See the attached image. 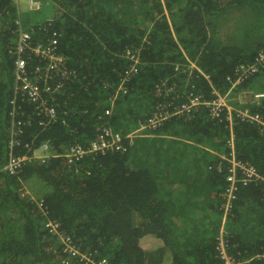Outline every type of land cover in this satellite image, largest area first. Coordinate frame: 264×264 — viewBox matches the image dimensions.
<instances>
[{"label":"trees","instance_id":"trees-1","mask_svg":"<svg viewBox=\"0 0 264 264\" xmlns=\"http://www.w3.org/2000/svg\"><path fill=\"white\" fill-rule=\"evenodd\" d=\"M40 1L48 3L50 30L58 32L60 50L77 75L57 95V120L40 125L32 116L16 143L9 119L16 22L20 14L23 26L33 23L38 31L46 19L0 0V264H61L59 244L43 226L47 218L91 251L94 264H224L217 248L222 238L239 264H264V186L239 185L231 208H224V157L231 149L264 174L263 124L242 121L234 111L231 122L225 111L219 120L202 108L190 119L166 118L152 136L127 138L152 117L155 86L176 65L183 72L188 61L228 98L261 90L262 98L252 96L240 108L264 119V66L231 90L227 80L264 48V0ZM252 6L258 22L245 14ZM128 48L140 50L135 74H127ZM185 77L179 73L174 81L183 84ZM190 82L210 96L204 77L194 72ZM103 127L122 137L124 150L66 161L67 149L106 139ZM44 143L45 160L25 162L17 175L1 170L8 155L31 154ZM22 186L37 198L20 194Z\"/></svg>","mask_w":264,"mask_h":264},{"label":"built area","instance_id":"built-area-1","mask_svg":"<svg viewBox=\"0 0 264 264\" xmlns=\"http://www.w3.org/2000/svg\"><path fill=\"white\" fill-rule=\"evenodd\" d=\"M15 5H19L22 0H11ZM48 3H42L40 0H27V11L33 14L39 12L42 7ZM15 40H14V67L12 71L13 81L11 86L12 97L10 99V135L17 138L19 142L24 127L31 124L32 116L39 120L40 125H48L57 120V95L60 94L66 85L74 80L77 73L70 68L67 63V57L60 50V38L57 31L50 30L51 18H45L42 28L36 31L32 24L29 28L22 25L20 14L17 18ZM35 23V22H34ZM139 48H128L124 55L129 61L127 74H135L138 71L140 62ZM264 66V48L256 52L254 58L249 62H243L236 66L233 78L228 77L230 90L251 76L257 74ZM180 66L176 65L175 73L154 88L156 104L152 117L148 118L145 123H139V126L127 135V138L136 136H152L156 128L162 125L163 120L174 116H183L190 119L199 110L206 109L210 117L222 120V113L225 111V119L232 121L234 111L236 118L242 121L255 122L264 125V119L259 113H252L247 107L236 110L229 103L228 92L222 94L210 83V78L193 62L188 61L185 69L179 71ZM186 74L184 83H176L179 73ZM204 77L211 85L210 96L194 91V85L190 82L192 74ZM121 87H119L120 89ZM229 91V90H228ZM125 92V91H124ZM117 93V91H116ZM263 93L256 92L253 98L260 99ZM105 116L111 115V109L104 111ZM102 133L109 139L100 138L93 140L86 146H74L63 154L68 163L75 164L80 161L84 155L94 154L98 151L109 150L111 147L124 150L121 143L122 137L118 134L111 133L110 129L103 127ZM27 147V146H26ZM31 154L8 155L7 162L1 170L9 175H17L21 166L25 162L32 160L43 161L49 157L46 143L37 149H29ZM222 157V156H221ZM228 160V185L225 191L226 204L224 208L228 211L232 206V197L239 185L254 182L264 186V174H261L255 165L248 162L237 160L234 156L233 149L230 151ZM38 208L43 215L47 210L43 207V200L38 201ZM44 229L59 244L62 252L61 264H71L78 261L81 264H94L91 258V251L82 248L66 234L57 220L47 218L44 221ZM219 254L224 259V264H239L234 257L228 254L225 240L219 239L217 246ZM77 258L79 260L71 259ZM98 264H106L102 260Z\"/></svg>","mask_w":264,"mask_h":264},{"label":"rangeland","instance_id":"rangeland-1","mask_svg":"<svg viewBox=\"0 0 264 264\" xmlns=\"http://www.w3.org/2000/svg\"><path fill=\"white\" fill-rule=\"evenodd\" d=\"M26 3H25V0H23V1H21L20 2V5H19V10L20 11H23V10H26L27 9V7H26V5H25ZM48 5V4H47ZM233 9V8H232ZM232 9H229L228 11H226V13L227 14H230V12L232 11ZM258 8H255V7H250L249 8V10H247L246 11V16H248V19L250 20V21H253V18L256 20L257 19V22H258V18H257V16L255 17V14H257V12H258V10H257ZM26 11H24V13H25ZM53 13H50L48 10H47V8H45V7H42V9L39 11V12H37V13H35L32 17L35 19V18H37V19H44V18H46V17H53V15H52ZM244 14V15H245ZM231 15V14H230ZM230 26H231V23H227V24H224V28H221V30H222V35H223V37L227 34V32H229V31H227V29L228 28H230ZM256 34V33H255ZM255 34H251V36L252 37H254L255 36ZM257 42V39H255V42L254 43H256ZM257 85H259V82L257 83ZM257 91H261V90H256V89H253L252 91L251 90H246V91H243L241 94H238V95H236V96H233V97H230L229 98V102H232V100H233V102L232 103H237V105H239L238 107H240V106H244L247 102H249L250 101V98L253 96V93L254 92H257ZM26 188H24V186H22L21 187V190H20V194H21V192L23 193V194H25V195H28V196H30L32 199H36L37 198V196L35 195V194H33L32 193V195H30V194H28V193H26ZM31 193V192H30ZM145 244V246H148V245H152V244H150L149 242H145L144 243Z\"/></svg>","mask_w":264,"mask_h":264},{"label":"clouds","instance_id":"clouds-1","mask_svg":"<svg viewBox=\"0 0 264 264\" xmlns=\"http://www.w3.org/2000/svg\"><path fill=\"white\" fill-rule=\"evenodd\" d=\"M23 1V0H22ZM26 1L27 0H25V3H26ZM26 5V4H25ZM46 8V7H45ZM24 11H26V12H29V11H27V9L26 10H24ZM29 13H31V14H33L32 12H29ZM34 15V14H33ZM47 18V17H46ZM51 18V17H50Z\"/></svg>","mask_w":264,"mask_h":264},{"label":"crops","instance_id":"crops-1","mask_svg":"<svg viewBox=\"0 0 264 264\" xmlns=\"http://www.w3.org/2000/svg\"><path fill=\"white\" fill-rule=\"evenodd\" d=\"M26 193H28V190H26ZM28 194H30V193H28ZM30 195H32V194H30ZM145 238H146V237H145ZM145 238H143V240H145ZM143 240H142V241H143ZM150 241H151V240H150ZM155 241H156V240H155Z\"/></svg>","mask_w":264,"mask_h":264}]
</instances>
